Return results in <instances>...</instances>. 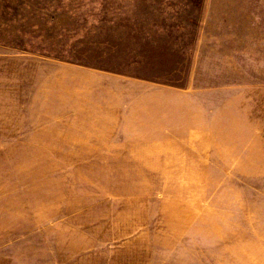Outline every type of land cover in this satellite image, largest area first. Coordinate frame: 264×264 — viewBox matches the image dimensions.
<instances>
[{
    "label": "rangeland",
    "instance_id": "obj_1",
    "mask_svg": "<svg viewBox=\"0 0 264 264\" xmlns=\"http://www.w3.org/2000/svg\"><path fill=\"white\" fill-rule=\"evenodd\" d=\"M93 69L169 89L180 139H92ZM251 245L264 0H0V264H250Z\"/></svg>",
    "mask_w": 264,
    "mask_h": 264
},
{
    "label": "crops",
    "instance_id": "obj_2",
    "mask_svg": "<svg viewBox=\"0 0 264 264\" xmlns=\"http://www.w3.org/2000/svg\"><path fill=\"white\" fill-rule=\"evenodd\" d=\"M92 72L97 80L91 85L85 84L83 92V110L85 117L90 118L89 121L85 120V124L94 127L85 132L101 135L92 139L113 142L180 139V136H165L163 132L165 108L172 105V102L164 100L163 94L169 89L116 71L93 69ZM151 129H155V133ZM123 149L134 148L132 144H126ZM241 249L243 254L247 253L248 263L264 264V257L259 256L260 251L256 246Z\"/></svg>",
    "mask_w": 264,
    "mask_h": 264
}]
</instances>
